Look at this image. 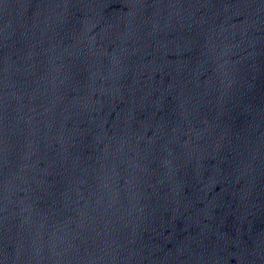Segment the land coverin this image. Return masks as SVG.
<instances>
[{"label": "water", "instance_id": "obj_1", "mask_svg": "<svg viewBox=\"0 0 264 264\" xmlns=\"http://www.w3.org/2000/svg\"><path fill=\"white\" fill-rule=\"evenodd\" d=\"M0 264H264V0H2Z\"/></svg>", "mask_w": 264, "mask_h": 264}, {"label": "snow or ice", "instance_id": "obj_2", "mask_svg": "<svg viewBox=\"0 0 264 264\" xmlns=\"http://www.w3.org/2000/svg\"><path fill=\"white\" fill-rule=\"evenodd\" d=\"M0 2H2V0H0Z\"/></svg>", "mask_w": 264, "mask_h": 264}]
</instances>
